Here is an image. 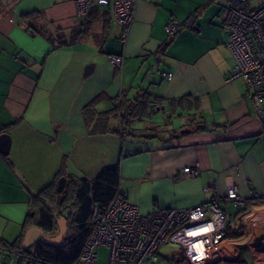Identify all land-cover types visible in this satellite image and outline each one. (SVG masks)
Segmentation results:
<instances>
[{"label": "crops", "instance_id": "1", "mask_svg": "<svg viewBox=\"0 0 264 264\" xmlns=\"http://www.w3.org/2000/svg\"><path fill=\"white\" fill-rule=\"evenodd\" d=\"M225 3L136 0L121 41L106 8L85 26L72 0H0V134L10 136L9 153L0 151V242L23 249L45 187L63 176L62 191L70 182L77 193L105 171L142 213L208 202L235 183L246 205L229 207L228 259L264 264V101L228 79ZM170 17L192 25L168 35ZM46 206L55 221L67 216ZM0 264L28 258L0 254Z\"/></svg>", "mask_w": 264, "mask_h": 264}, {"label": "built area", "instance_id": "2", "mask_svg": "<svg viewBox=\"0 0 264 264\" xmlns=\"http://www.w3.org/2000/svg\"><path fill=\"white\" fill-rule=\"evenodd\" d=\"M72 1L75 16L83 25L95 8L108 9L114 22L121 27L120 40H125L134 18L136 0ZM248 1L226 0L225 3L227 45L234 58L228 79L241 78L248 96L254 102H260L264 101V0L251 9H244L242 4ZM191 25V21L182 23L170 17L164 28L168 35H173L181 27ZM109 57L116 67H120L121 56ZM166 76L169 78L171 73ZM119 101V96L113 98L114 104ZM127 133L124 131L123 134ZM196 172L194 165L183 170V175L190 177ZM245 205L246 200L237 185L229 183L225 194L215 192L208 202L142 213L118 187L108 202L92 204V230L74 264H158V249L164 242L180 250L178 255L168 256L165 264H216L233 256V249L226 242L232 222L229 207ZM72 212L71 208L65 210L66 215ZM97 247L107 248L102 263L98 262ZM0 254L6 261L12 255L21 259L25 256L22 249L5 242H0Z\"/></svg>", "mask_w": 264, "mask_h": 264}, {"label": "trees", "instance_id": "3", "mask_svg": "<svg viewBox=\"0 0 264 264\" xmlns=\"http://www.w3.org/2000/svg\"><path fill=\"white\" fill-rule=\"evenodd\" d=\"M104 173L105 171L94 180L82 182L77 193L75 192V185L70 182L66 183L65 190L60 193L56 191L55 184L45 187L39 193L38 199L42 203V206L37 225L48 235L52 234L53 231H57V225L52 206L46 205L49 203V205L54 204L66 209L69 205L70 207L68 208L73 209V212L66 216L67 241H65L66 237L62 241L64 247H68V249L60 250V246L55 248L54 244L40 239L32 252L28 251L27 253L25 249H22L25 254L24 259L28 258V264L36 262L48 264L46 262L47 259H56L58 263L55 264H74L78 261L81 250L92 230L90 225L92 204L108 202L117 190L116 185L118 183L116 182L115 185L113 184L114 186H110L112 182L103 177ZM105 181H109V184H104ZM72 205L75 208L71 207ZM240 211H247V207L242 208ZM61 216L63 215L61 214ZM216 264H247V262L237 256L232 259H222Z\"/></svg>", "mask_w": 264, "mask_h": 264}, {"label": "water", "instance_id": "4", "mask_svg": "<svg viewBox=\"0 0 264 264\" xmlns=\"http://www.w3.org/2000/svg\"><path fill=\"white\" fill-rule=\"evenodd\" d=\"M91 66L86 67L85 74L88 73ZM169 145H161L160 148H166ZM10 149V136L8 133L4 132L0 134V151L4 155H7L9 153ZM65 183V178L62 176L57 181V187L56 190L58 192L62 191V188ZM238 223V222H235ZM56 225H57V233L55 235H48L44 232V230L39 226H32L28 228L26 231L22 242L20 244L21 248L25 249L29 246H31L33 243H35L38 239H42L46 242H49L54 245L61 244L63 239L65 238L67 234V219L64 216H60L56 219ZM259 240V237H257V241ZM180 252L179 249H174L169 252V256L173 257L175 255H178Z\"/></svg>", "mask_w": 264, "mask_h": 264}, {"label": "rangeland", "instance_id": "5", "mask_svg": "<svg viewBox=\"0 0 264 264\" xmlns=\"http://www.w3.org/2000/svg\"><path fill=\"white\" fill-rule=\"evenodd\" d=\"M260 2H261V0H249L248 2L243 3L242 7L244 9H251L255 5L259 4ZM67 236L68 235L66 234L65 241H67ZM36 244H37V242L33 243L31 246H29L28 251L32 252ZM57 246H60V250H67L68 249V247H66V248L64 247L63 243L58 244V245H54L55 248H57ZM174 248H175V246L171 245L168 242H164L163 244H161V246L158 249V257H159V263L158 264H165L166 260L169 256V252ZM255 250H257V249H255ZM260 250H264V247L260 248ZM106 252H107V248H105V247H97L96 248V253L98 256L97 258H98L99 263H102L105 260ZM46 262H48V264L58 263L56 259H47ZM45 264H47V263H45Z\"/></svg>", "mask_w": 264, "mask_h": 264}]
</instances>
